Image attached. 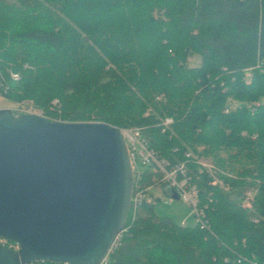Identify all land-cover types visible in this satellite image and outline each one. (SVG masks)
Segmentation results:
<instances>
[{"label": "trees", "instance_id": "trees-1", "mask_svg": "<svg viewBox=\"0 0 264 264\" xmlns=\"http://www.w3.org/2000/svg\"><path fill=\"white\" fill-rule=\"evenodd\" d=\"M1 78L48 119L143 125L162 156L220 168L227 189L197 180L208 228L148 195L107 264H264V0H0Z\"/></svg>", "mask_w": 264, "mask_h": 264}, {"label": "water", "instance_id": "water-1", "mask_svg": "<svg viewBox=\"0 0 264 264\" xmlns=\"http://www.w3.org/2000/svg\"><path fill=\"white\" fill-rule=\"evenodd\" d=\"M132 191L115 126L0 108V237L19 245H0V264H99L125 228Z\"/></svg>", "mask_w": 264, "mask_h": 264}, {"label": "built area", "instance_id": "built-area-1", "mask_svg": "<svg viewBox=\"0 0 264 264\" xmlns=\"http://www.w3.org/2000/svg\"><path fill=\"white\" fill-rule=\"evenodd\" d=\"M249 74V73H248ZM12 77L18 79L16 74ZM6 86L2 78L0 79V94L6 92ZM14 116L21 114H35L44 116L42 111L34 104L28 101L17 104L14 107H9ZM46 117V116H44ZM173 124V118L164 117L157 119L156 125L161 127L164 132ZM123 137L132 171L133 191L131 196L130 212L131 218H134L137 212L142 207L144 199L148 195L162 199L167 195L172 197L177 195V198L190 207V216L193 218V225H198L200 228H208V220L206 218L205 208L206 202L200 199L201 188L198 185L200 174L205 172L208 175L207 183L210 185H219L217 179L218 173L221 170L214 164L207 162L202 155L196 154L191 149L183 152V159H171L162 156L159 151L151 144V135L147 132V127L143 125L131 127H116ZM200 150V149H198ZM177 151V147L173 148V152ZM174 156V155H173ZM194 164L198 168L197 173L192 172L191 165ZM216 172V174H214ZM217 175V177L215 176ZM220 180V178H219ZM218 181V182H217ZM227 189V186H226ZM256 195V188H248L244 191L241 199V206L248 211L253 206V201ZM209 196L206 194V197ZM208 200V198H207ZM129 212V213H130ZM256 221L255 218H253ZM186 225L185 222H182ZM127 227L116 237L110 253L117 248L121 241L120 237ZM0 245L6 246L12 250H18L17 242L0 237ZM109 256V255H108ZM108 256L99 264H107ZM26 264H70L68 262L54 261H30Z\"/></svg>", "mask_w": 264, "mask_h": 264}, {"label": "rangeland", "instance_id": "rangeland-1", "mask_svg": "<svg viewBox=\"0 0 264 264\" xmlns=\"http://www.w3.org/2000/svg\"><path fill=\"white\" fill-rule=\"evenodd\" d=\"M187 63H188L189 66H196V65L199 64V57L198 56H192V57H190V60H188ZM26 101H28L29 103L34 104L36 107H38L42 111V114L44 116H46L44 109L39 107L32 100H28V99L14 100V99L7 98V96L5 94H2V95L0 94V108L14 107L17 104L22 103V102H26ZM56 101L57 100H53L52 103L54 104V103H56ZM49 120H53V119H49ZM198 148L200 149V151L202 150L201 146L198 147ZM202 157L204 159H206L207 162H210V163L214 164L216 167H218L210 156L202 155ZM214 174H216V172ZM215 176L217 177V175H215ZM217 179L219 181V182L217 181L219 183V186L223 187L224 190H225L227 185H224L222 180L221 179L219 180V177H217ZM166 196L167 195H165V197ZM165 197H163L162 199L158 198L160 200L156 201L155 209H154L155 214L157 216L170 217L174 222H177L180 225L185 226V225H183L180 222H181V219L187 214V212L190 211L189 206L185 202H183L181 200L177 201V200H172L171 197H168V196L166 198ZM186 206H188V210H187ZM190 223H193V218L191 216L188 217L186 219V221H185L186 225L190 224Z\"/></svg>", "mask_w": 264, "mask_h": 264}, {"label": "crops", "instance_id": "crops-1", "mask_svg": "<svg viewBox=\"0 0 264 264\" xmlns=\"http://www.w3.org/2000/svg\"><path fill=\"white\" fill-rule=\"evenodd\" d=\"M167 197V196H166ZM165 197V198H166ZM164 198V199H165ZM171 199L172 200H179V199H175V198H173V197H171ZM160 200V199H159ZM180 201V200H179ZM155 204H156V202H155ZM155 204H154V209H155ZM187 204V203H186ZM188 205V204H187ZM189 206V205H188ZM188 206H186L187 207V210H188ZM190 208V207H189ZM167 217V216H166ZM188 217H190V211L189 212H187V214L181 219V222L180 223H182V222H185L186 221V219L188 218ZM170 218V217H169ZM175 223H177V222H175ZM187 225H192V223H190V224H187Z\"/></svg>", "mask_w": 264, "mask_h": 264}]
</instances>
